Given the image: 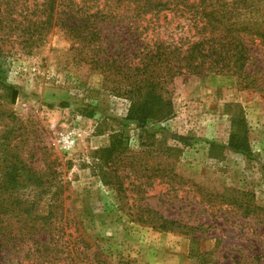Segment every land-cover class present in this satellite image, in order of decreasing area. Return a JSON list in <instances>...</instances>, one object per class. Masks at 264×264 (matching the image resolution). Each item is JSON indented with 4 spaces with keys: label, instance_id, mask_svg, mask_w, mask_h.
<instances>
[{
    "label": "rangeland",
    "instance_id": "1",
    "mask_svg": "<svg viewBox=\"0 0 264 264\" xmlns=\"http://www.w3.org/2000/svg\"><path fill=\"white\" fill-rule=\"evenodd\" d=\"M248 3L264 13V0ZM17 41L0 43L4 83L17 91L7 106L37 148L35 168L46 172L49 163L60 165L69 249L73 243L74 250L82 248L74 241L80 237L110 264H264V91L241 90L216 72L177 77L167 85L172 117L150 127L154 140L142 136L153 146L138 148L139 131L128 125L125 135L140 158L141 181L151 186L141 205L189 226L206 223L191 235L159 232L134 223L89 168L90 153L107 146L108 131L120 130L117 124L127 115L128 100L114 92L120 85L79 63L58 29L36 45ZM232 122L245 127L246 153L228 146ZM163 168L176 178H165ZM241 209L253 213L243 218ZM65 247H57L60 260ZM27 255L37 257L35 249Z\"/></svg>",
    "mask_w": 264,
    "mask_h": 264
},
{
    "label": "trees",
    "instance_id": "2",
    "mask_svg": "<svg viewBox=\"0 0 264 264\" xmlns=\"http://www.w3.org/2000/svg\"><path fill=\"white\" fill-rule=\"evenodd\" d=\"M240 1L236 6L226 0H0V43L20 39L36 45L44 34L58 29L79 63L120 85L114 92L128 100L127 115L117 124L120 130L108 131L107 146L90 153L89 168L136 224L183 235L206 224L189 226L141 205L151 186L141 181L140 158L130 149L125 130L134 125L139 131L138 148L153 146L143 143L142 136L154 140L150 127L172 117L167 85L177 77L216 72L233 78L241 90L264 91V13L249 4L251 0ZM1 67L0 264H110L83 238L74 240L82 245L76 250V243L69 249L71 243L63 241L69 220L61 211L68 196L62 199L60 165L53 161L46 172L35 168L37 148L7 106L17 91L5 85ZM232 126L229 148L246 153L244 125ZM166 170L160 171L165 178H176ZM27 192L34 194L29 198ZM241 210L243 218L253 213ZM61 242L66 244L62 260L57 249ZM32 249L37 257L31 261L27 254Z\"/></svg>",
    "mask_w": 264,
    "mask_h": 264
}]
</instances>
